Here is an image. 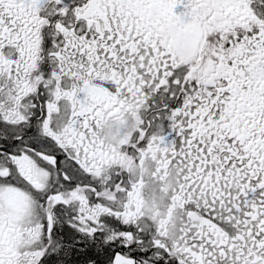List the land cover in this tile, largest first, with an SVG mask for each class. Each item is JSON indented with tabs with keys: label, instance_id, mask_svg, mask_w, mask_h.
I'll return each mask as SVG.
<instances>
[{
	"label": "snow or ice",
	"instance_id": "6c2138e0",
	"mask_svg": "<svg viewBox=\"0 0 264 264\" xmlns=\"http://www.w3.org/2000/svg\"><path fill=\"white\" fill-rule=\"evenodd\" d=\"M0 264H264V0H0Z\"/></svg>",
	"mask_w": 264,
	"mask_h": 264
}]
</instances>
